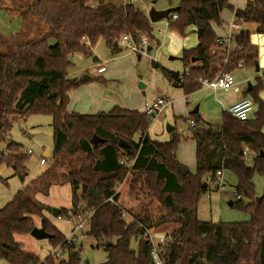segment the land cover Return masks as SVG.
<instances>
[{
    "label": "trees",
    "instance_id": "obj_1",
    "mask_svg": "<svg viewBox=\"0 0 264 264\" xmlns=\"http://www.w3.org/2000/svg\"><path fill=\"white\" fill-rule=\"evenodd\" d=\"M176 6L172 13L177 18L172 19L170 13L168 27L181 36L192 27L197 43L181 51L187 74L151 61L167 80L179 84L187 94L201 87L198 78L211 79L220 71H233L237 63L254 67L257 47L250 42L248 31L241 28L237 47L227 54L215 41L214 27L221 12L228 9L244 23H254L255 32L264 33V0H246L243 9L234 8L231 0H178ZM22 7L41 19L46 30L15 47L0 33V141L5 140L14 117L48 114L53 144L49 165L0 207V259L8 264H80V247L44 217L43 212L51 208L35 198L37 193L47 195L52 185L68 183L71 207L60 208L59 215H75L77 206L84 203L81 211H91L84 234L105 250L103 264H152V243L143 235L167 223L177 226L164 243H157L161 264H264V187L257 202L252 182L254 173L264 180V101L258 97L264 78L257 76L255 85L243 91L257 105L246 120L223 110L217 126L190 128L195 162L190 172L176 158L180 134L174 129L167 141L150 139L146 132L152 118L143 112L117 105L94 113L66 107L70 91L83 82L81 77H68L71 55H91L98 38L112 52L120 49L122 34H129L136 44L141 35L152 38L150 22L142 10L129 1L114 4L108 0H31ZM50 39L54 43L50 44ZM189 117L195 124L200 122L196 112H190ZM136 133L139 136L134 140ZM119 139L127 146H119ZM243 147L248 149L249 161L242 156ZM120 156L131 165L120 164ZM26 159L27 154L13 141L6 143V153H0V163L11 166L21 181L28 173ZM217 170L235 175V192L242 195L231 207L246 211L248 221L198 219L199 199ZM126 179L135 199L154 202V214L142 209L126 222L125 209L114 190ZM33 215L41 218L40 227L51 234L47 239L51 250L60 249L64 257L53 253L40 258L22 250L14 234H29L35 226ZM136 238L137 246L132 248L131 241Z\"/></svg>",
    "mask_w": 264,
    "mask_h": 264
},
{
    "label": "rangeland",
    "instance_id": "obj_2",
    "mask_svg": "<svg viewBox=\"0 0 264 264\" xmlns=\"http://www.w3.org/2000/svg\"><path fill=\"white\" fill-rule=\"evenodd\" d=\"M30 1L0 0V33L10 40L13 47L19 42L38 36L46 30V25L41 19L33 16L27 8L22 7ZM108 1L114 4L121 2V0ZM177 2L178 0H133L132 4L147 14L150 7L164 9L169 6H176ZM225 10L227 14L229 13L225 17L227 19L231 16V11ZM165 21L166 19H161L156 22H150L153 37L149 39L146 35L148 37L147 47L150 46V50L145 49V52H135L121 43H118L120 49L117 52H112L106 46L104 40L98 38L91 49V55L85 56L80 52L71 55L70 59L73 62V69L70 73L76 75L77 78L89 75L90 79L83 81L78 87L73 89L68 98L67 109L94 113L100 110L108 111L117 105L141 110L145 101L149 102L156 97H163L168 102L167 106L151 119L147 131L151 137L155 134L161 137L167 134V125L173 126L180 134L176 158H180L185 165L184 167L193 172L194 143L191 138H188L190 133V128L186 124V120L189 117L188 112L196 108L197 112L206 121L204 125L217 126L220 122L221 112L225 108L221 107L222 97L217 94V91L200 84L201 87L199 89L185 94L182 87L173 85V82L167 80L159 68L152 67L151 61H154L169 70L182 73L184 69L180 60L182 48L192 47L196 40L195 33L191 31L192 27L186 29L184 37L178 34L176 30L168 27ZM253 24H247L246 28L250 31V34L256 35L257 33L252 30ZM262 54L261 52L259 55L260 59L256 58L258 70L255 71L254 67H235L231 71L234 81L238 83L239 90L251 89L256 83V77L264 72ZM93 56H96L97 61L92 60ZM170 57H173V59H170ZM98 64L105 66V70L101 73L96 71ZM227 92L230 91L228 90ZM187 95L188 102L184 100V96ZM258 97L264 101V88L258 91ZM256 109L257 105L254 103V111ZM50 123L51 117L48 114H29L24 119H18L16 116L11 121V129L5 140L0 141V153H6V143L9 141L18 143L24 153L28 149L31 151V153H27L25 161L28 173L24 180L27 184L46 167L47 162L42 165L39 163L42 152L47 149L50 151L51 156L53 139ZM261 130L264 131V124ZM137 135V133L133 135L134 140L137 139ZM159 139H162V137ZM246 150L248 151L247 148ZM249 155L248 152V161L251 158ZM48 156H45V158ZM220 180L224 184V190L216 189V185L209 182L208 190L200 197L197 207L198 219L212 222L248 221L249 215L246 211L231 207L233 200H235V175L226 170L222 172ZM252 182L255 195L260 196L264 187L263 177L258 173H254ZM21 187L22 181L13 175L11 166L1 162L0 207L9 201ZM114 190L118 194L117 202L125 209L124 218L126 222L131 220L132 214H136L142 209H146L147 213L154 214L156 212L154 202H149L145 199L138 200L133 197L128 191L127 179L117 184ZM70 197V188L67 185H63L57 186L56 189L52 188L48 195L42 196L40 199L50 204V206L55 203L60 205L54 206L56 208H67L71 205ZM242 198L244 202L247 201L246 198ZM80 205L81 209H83L84 203L80 202ZM66 225L68 226L66 221H64L56 227L59 230L61 228V232L67 233L68 228ZM176 226L175 223H167L147 231L155 242L159 237L167 238V234ZM84 232L85 227L82 233L78 230H75L74 233V244L76 248L80 247L81 249L80 264L85 261L88 264H103L106 261L105 250L103 247L98 246L99 242L96 239L85 235ZM138 239L131 241L132 248L137 246ZM32 240V242H36V245L24 246V243H22V246L26 249L33 247L31 250L38 255L41 252L43 254L49 253L50 247L45 239ZM60 256L64 257V255ZM0 264L8 263L0 259Z\"/></svg>",
    "mask_w": 264,
    "mask_h": 264
},
{
    "label": "built area",
    "instance_id": "obj_3",
    "mask_svg": "<svg viewBox=\"0 0 264 264\" xmlns=\"http://www.w3.org/2000/svg\"><path fill=\"white\" fill-rule=\"evenodd\" d=\"M172 19L177 18V14L172 13L171 14ZM242 19L238 16H235L233 12H231V16L227 19H222L219 22V26L222 30H224L223 36H217L216 43L223 46L225 48L226 53L228 54L230 51H232L234 48L237 47L236 43V37L241 31V24ZM118 43L125 44L128 46L131 50L135 52H145V49L147 48L148 44V37L146 35H141L138 40V44L134 43L131 39L129 34H122L118 40ZM225 63L228 62L227 57L224 60ZM236 67L242 68L241 63H237ZM105 70V66H99L97 68V72L101 73ZM188 73V67H185L183 69L182 74ZM180 75V77H181ZM261 76L264 78V73L261 74ZM201 85L210 88L212 90H232L234 92H238L239 88L237 84L234 81V77L232 75L231 71H220L218 72L213 78L206 79V78H198ZM167 101L163 97H157L149 102H144L142 105L141 112L146 114L147 116L154 118L157 116L163 108L167 106ZM254 110L253 102L248 97H242L235 103H233L231 106H229L226 111L233 117L237 118L238 120H246L248 116L251 114V112ZM186 124L188 128L196 127L195 122L189 117L186 120ZM26 153H31V151L28 149ZM242 156L246 161H248V155L247 150L245 147L242 149ZM46 161V158L44 156H41L39 159L40 163H44ZM120 164H126L131 165V162L126 160L125 156H120L119 158ZM222 172L220 170L216 171V178L212 181V184L216 185V189L224 190V184L220 180ZM242 193H236L234 192L235 199L241 197ZM108 200H111V198H108ZM77 208L79 209V212L75 215H70L69 217L65 218L61 215H57V218H65L69 222H71V229L69 230L68 238L67 240H70L74 243L75 238V230H78L82 233L83 228L85 227V223L89 216L91 215V211H81V205H78ZM147 236L148 239L152 243V264H161V261L159 260L158 254H157V243H164L166 238L159 237L155 242L152 240L151 236H149L148 231L144 233L143 237ZM55 254L57 256L62 255V251L60 249L51 250L49 254Z\"/></svg>",
    "mask_w": 264,
    "mask_h": 264
},
{
    "label": "crops",
    "instance_id": "obj_4",
    "mask_svg": "<svg viewBox=\"0 0 264 264\" xmlns=\"http://www.w3.org/2000/svg\"><path fill=\"white\" fill-rule=\"evenodd\" d=\"M130 3H132L133 2V0H128ZM126 2V0L125 1H123V0H121V2L120 3H118V4H121V3H125ZM245 3H246V0H231V4L233 5V7L234 8H239V9H243L244 8V6H245ZM177 5V4H176ZM175 6V5H174ZM169 7H171V6H169ZM141 10V9H140ZM146 14V13H145ZM147 15V14H146ZM229 15V13L227 14V12H226V10H223L222 12H221V14H220V20H224L225 19V17H227ZM21 18V17H20ZM165 23L167 24V22L165 21ZM249 25V24H252V23H244V22H242V24H241V26H242V29L243 30H247L248 31V33H249V40H250V42L251 43H253V44H255L256 45V47H257V57L260 59V53L262 52L263 54H262V58H264V33H257L256 35L255 34H250V31L246 28V25ZM255 24H253V28H252V30L255 32V30H254V28H255ZM214 29H215V32H216V35L217 36H223L224 35V30H222L221 28H220V26L219 25H217V26H215L214 27ZM1 32V31H0ZM194 33V32H193ZM184 37H185V35H183ZM196 36V35H195ZM49 43L50 44H52V43H54V40L53 39H50L49 40ZM196 43H197V39L195 40V43H194V45L193 46H195L196 45ZM192 46V47H193ZM188 48H190V47H188ZM183 49H186V47H183L182 48V50ZM2 57H0V65L2 64ZM93 61H97V59L96 60H93ZM263 62V61H262ZM103 64H98L97 66H96V71H97V68L99 67V66H102ZM73 69V66L69 69V71H68V77L69 78H77V76L76 75H74V74H71L70 73V71ZM255 69V68H254ZM173 71V70H172ZM256 71V70H255ZM174 72H177V71H174ZM177 73H179V72H177ZM262 73H264V72H262ZM88 77H90L89 75H88ZM89 79V78H88ZM236 82V81H235ZM177 84V83H176ZM236 84H237V86H238V83L236 82ZM175 86H179V84H177V85H175ZM212 90V89H211ZM73 91V90H72ZM72 91H70V93H69V95L71 94V92ZM214 91H217V94H219L222 98H221V102H222V108H225V111H226V109L229 107V106H231L233 103H235L236 101H238L239 99H241L242 97H246L244 94H243V91L244 90H239L238 92H234V91H232V90H229L230 92H227V91H224V90H214ZM157 98V97H156ZM155 99V98H154ZM153 100V99H152ZM184 100L186 101V102H188V95L187 96H184ZM68 106V105H67ZM66 106V107H67ZM124 108H127V107H124ZM130 109H132V108H130ZM142 109V108H141ZM69 110V109H68ZM136 110H138V111H140L141 112V110H139V109H136ZM69 111H75V110H69ZM100 111H102V110H100ZM76 112H80V111H76ZM190 112H196L199 116H200V122L198 123V124H196V127H204V126H207V125H204V123L206 122L205 120H204V118L197 112V110H196V108H193V110H191ZM190 112H188V115H189V113ZM80 113H89V112H80ZM252 113V112H251ZM189 118V117H188ZM146 134L148 135V137L150 138V139H153V140H159V141H167L168 140V138H169V133L167 132V134H165L164 136H161L162 137V139H159V138H161V137H158V135H154L153 137H151L150 135H149V133H148V131L146 132ZM139 136V134L137 135V137ZM188 138H190V133H189V135H188ZM194 143V142H193ZM179 144V143H178ZM178 148V147H177ZM45 150H47V149H45ZM45 150L42 152V156H44V152H45ZM177 150V149H176ZM178 151V150H177ZM193 151H194V145H193ZM48 152H49V156L48 157H46V161L44 162V163H40L41 165L42 164H46V162H47V164H46V167H47V165H49V162H50V151L48 150ZM27 154V153H26ZM45 157V156H44ZM40 159V158H39ZM177 161H178V163L184 168V169H186V170H188L189 171V169H187V168H185L184 166V163H183V161L180 159V158H178L177 157ZM27 167V166H26ZM45 167V168H46ZM45 168H43V170L45 169ZM194 168H195V162H194ZM28 169V168H27ZM42 170V171H43ZM42 171H40L39 173H41ZM194 171V170H193ZM38 174H36L35 175V177L37 176ZM222 175V174H221ZM27 176V175H26ZM25 179V178H24ZM23 179V181H22V187H24L25 185H27V183H26V181ZM32 180V179H31ZM30 180V181H31ZM29 181V182H30ZM209 182L210 183H212V180H209ZM25 183V184H24ZM23 184H24V186H23ZM63 185H67L69 188H70V186H69V184L68 183H66V184H63ZM63 185H52L50 188H49V190H48V194L50 193V191H51V189L52 188H55L56 189V187L57 186H63ZM21 187V188H22ZM70 191H71V189H70ZM47 194V195H48ZM38 195H41V196H38ZM42 196H46V195H42V194H40V193H37V194H35V198L38 200V201H40V202H42L43 204H45V205H47V206H49L50 208L51 207H54V206H60V205H56L55 203H52L53 204V206H50V204H48V203H45V202H43L42 201V199H40ZM71 198V197H70ZM71 207V205L69 206V207H67L66 209H69ZM59 208H61V207H59ZM51 210L50 211H44L43 212V215H44V217H46L54 226H58V224H60V223H63L64 221H66V223L68 224V226H67V230H68V232L67 233H63V232H61L60 230H62L60 227V232L65 236V238L67 239L68 238V234H69V230L71 229V222H69L67 219H65V218H57V216L56 217H53L52 215H51ZM58 215H59V213H58ZM32 218H33V221H34V224H35V226H38V227H40V222H41V218L39 217V216H35V215H33L32 216ZM56 218V219H55ZM58 222V223H57ZM14 239L17 241V242H19L20 244H21V247H22V250H24V251H26V252H33V253H36L35 251H33V250H31V249H26L25 247H23L22 246V243H24L23 245L24 246H26V245H30V244H33V246L34 245H36V242H32L33 240L32 239H35V238H33L30 234H14ZM35 240H37V239H35ZM46 241H47V239H45ZM22 241V242H21ZM50 247V246H49ZM50 251H51V248H50V250L48 251L49 253H50ZM48 253V254H49ZM37 254V253H36ZM38 255V254H37ZM45 255H47V253L46 254H43V252H41L40 253V255H38L40 258H43Z\"/></svg>",
    "mask_w": 264,
    "mask_h": 264
},
{
    "label": "water",
    "instance_id": "obj_5",
    "mask_svg": "<svg viewBox=\"0 0 264 264\" xmlns=\"http://www.w3.org/2000/svg\"><path fill=\"white\" fill-rule=\"evenodd\" d=\"M177 10V6H171L164 9H155L154 7H150V9L147 12V17L149 22H156L161 19H166L168 15L174 11ZM147 50H150V46L146 48ZM96 56H93L92 60H96ZM170 59H173V57H170ZM254 68L255 70H258L257 62H254ZM88 75H83L82 80H88ZM173 85H177L175 82H173ZM174 129L173 126L167 125L166 126V132H171ZM96 136H92V141L96 142ZM119 146H127V142L123 139H119L118 141ZM49 154L48 150H45L44 155L47 156ZM185 170V169H184ZM203 185L205 186L206 183L203 182ZM261 196H256L255 200L258 202L260 200ZM60 211V208L52 207L51 208V215L53 217L57 216ZM29 234L37 239H49L51 237V234L44 230L43 227L34 226L29 231Z\"/></svg>",
    "mask_w": 264,
    "mask_h": 264
}]
</instances>
